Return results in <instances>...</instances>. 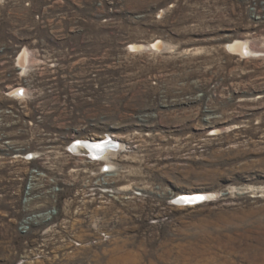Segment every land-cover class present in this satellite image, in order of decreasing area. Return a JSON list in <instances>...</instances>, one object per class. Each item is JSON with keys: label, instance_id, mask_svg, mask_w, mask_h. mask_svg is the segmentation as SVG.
<instances>
[{"label": "rangeland", "instance_id": "obj_1", "mask_svg": "<svg viewBox=\"0 0 264 264\" xmlns=\"http://www.w3.org/2000/svg\"><path fill=\"white\" fill-rule=\"evenodd\" d=\"M0 264H264V0H0Z\"/></svg>", "mask_w": 264, "mask_h": 264}, {"label": "bare ground", "instance_id": "obj_2", "mask_svg": "<svg viewBox=\"0 0 264 264\" xmlns=\"http://www.w3.org/2000/svg\"><path fill=\"white\" fill-rule=\"evenodd\" d=\"M128 49H130V51L132 50V51H141L142 52V50H143V52H144V51H152V50L155 51L156 50V52H159V51L161 52V49H168V47H165L164 48V46L162 45V42H160V41L157 40V41L152 42L150 45H147V46H135V45H132V46H129ZM252 49L248 46V43L247 42H244V41L243 42L236 41V42H234L233 44H231L229 46V50L230 51H232V52H234L236 54L242 55V56H245V55L247 56V54L248 55L249 54L251 55L252 53H255L254 50H252ZM18 58H19V64H20L22 70L26 69V63H27L26 60H27V58L25 56V53H23L22 56L21 57H18ZM105 143L100 146V150L97 149L98 147L96 149H94L95 147L93 149H90V151H89L90 152V156L92 155V156H97V157H101L103 159H106L107 155L109 153H111V152H109V149L110 148L108 149V147H106ZM193 194H196V193H193ZM193 194H190V193H181V194H179L176 197H179L180 198L182 196L183 197L186 196L187 198L184 200V203L185 204H196V203L202 201V199H205V200L206 199L207 200L209 199V196L208 195H205V196L200 197V198L198 196H196V197H190Z\"/></svg>", "mask_w": 264, "mask_h": 264}, {"label": "built area", "instance_id": "obj_3", "mask_svg": "<svg viewBox=\"0 0 264 264\" xmlns=\"http://www.w3.org/2000/svg\"><path fill=\"white\" fill-rule=\"evenodd\" d=\"M106 142V143H105ZM105 143V145H106V147H108V148H114V147H116V143H115V141L112 139H106V140H104V141H98V142H95V143H88L87 144V147H88V152L90 151V149H93L94 147V149H96L97 147V149H99L100 150V146L102 145V144H104ZM89 154H90V152H89ZM92 156V155H91ZM94 158H99V157H97V156H93ZM47 216V215H46ZM39 219L41 218L40 216L38 217ZM48 217H46L45 219H47ZM28 221V222H27ZM31 221H33L32 222V224L35 222L34 221V218H31V219H28V220H26V222L28 223V224H30L31 225V223H29V222H31Z\"/></svg>", "mask_w": 264, "mask_h": 264}, {"label": "water", "instance_id": "obj_4", "mask_svg": "<svg viewBox=\"0 0 264 264\" xmlns=\"http://www.w3.org/2000/svg\"><path fill=\"white\" fill-rule=\"evenodd\" d=\"M194 197H196V196H194ZM199 198H200V196H198ZM202 199V198H201Z\"/></svg>", "mask_w": 264, "mask_h": 264}]
</instances>
